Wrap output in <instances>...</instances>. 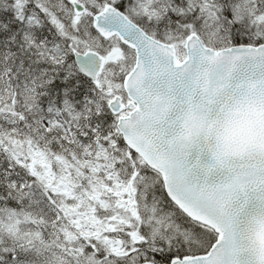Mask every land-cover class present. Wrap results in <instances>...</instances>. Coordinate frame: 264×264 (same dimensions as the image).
<instances>
[{"label": "snow or ice", "instance_id": "obj_1", "mask_svg": "<svg viewBox=\"0 0 264 264\" xmlns=\"http://www.w3.org/2000/svg\"><path fill=\"white\" fill-rule=\"evenodd\" d=\"M0 264H264V0H0Z\"/></svg>", "mask_w": 264, "mask_h": 264}]
</instances>
